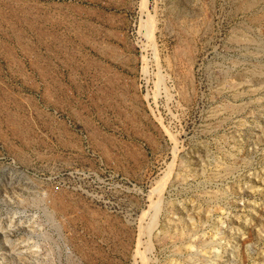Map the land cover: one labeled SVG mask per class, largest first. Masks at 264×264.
I'll return each mask as SVG.
<instances>
[{"label":"rangeland","instance_id":"1","mask_svg":"<svg viewBox=\"0 0 264 264\" xmlns=\"http://www.w3.org/2000/svg\"><path fill=\"white\" fill-rule=\"evenodd\" d=\"M0 264H264V0H0Z\"/></svg>","mask_w":264,"mask_h":264},{"label":"bare ground","instance_id":"2","mask_svg":"<svg viewBox=\"0 0 264 264\" xmlns=\"http://www.w3.org/2000/svg\"><path fill=\"white\" fill-rule=\"evenodd\" d=\"M61 50V49H60Z\"/></svg>","mask_w":264,"mask_h":264}]
</instances>
